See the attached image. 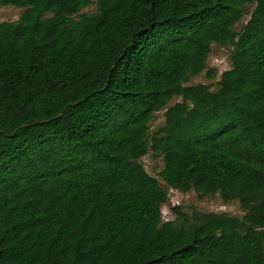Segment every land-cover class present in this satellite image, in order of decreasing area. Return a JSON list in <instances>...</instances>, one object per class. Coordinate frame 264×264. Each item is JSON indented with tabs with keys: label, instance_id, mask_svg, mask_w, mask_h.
Instances as JSON below:
<instances>
[{
	"label": "trees",
	"instance_id": "1",
	"mask_svg": "<svg viewBox=\"0 0 264 264\" xmlns=\"http://www.w3.org/2000/svg\"><path fill=\"white\" fill-rule=\"evenodd\" d=\"M4 5L22 12L0 22V264H264V0ZM212 44L230 67L186 85L214 77ZM150 150L167 185L245 213L164 221Z\"/></svg>",
	"mask_w": 264,
	"mask_h": 264
},
{
	"label": "rangeland",
	"instance_id": "2",
	"mask_svg": "<svg viewBox=\"0 0 264 264\" xmlns=\"http://www.w3.org/2000/svg\"><path fill=\"white\" fill-rule=\"evenodd\" d=\"M253 5H248L247 10L250 12ZM96 6L94 3L83 8L81 12L91 13L94 12ZM22 9L13 5H4L0 7V22H15L19 19ZM248 19V15L245 16L241 21L237 22L235 25V30H240L242 25ZM232 47L230 45H219L212 44L211 53L207 59L208 68H214L215 75L213 78H208L206 76V70L202 73L193 76L186 85L195 83L211 84V88L217 87V81L220 78V74L230 67L229 55ZM180 98H173L169 105L179 101ZM164 109H161L156 113L154 120L150 123V129L155 130L164 123ZM139 162L143 165L145 170L153 177H155L161 187L165 189L168 194V202L162 206V219L172 220L175 215L171 208L173 206H180L181 210L184 212H190L192 209L203 212H223L229 215L242 216L245 213L244 208L240 205L237 200L224 201L218 195L204 196L200 197L198 193L194 191L190 192H180L173 187L167 185L160 176V172L163 168V161L161 156L154 155L150 150L147 154L139 158Z\"/></svg>",
	"mask_w": 264,
	"mask_h": 264
}]
</instances>
